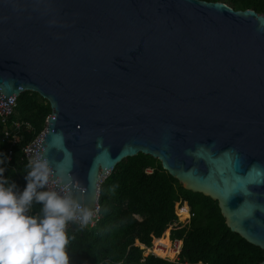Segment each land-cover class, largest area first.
Masks as SVG:
<instances>
[{"label":"water","instance_id":"1","mask_svg":"<svg viewBox=\"0 0 264 264\" xmlns=\"http://www.w3.org/2000/svg\"><path fill=\"white\" fill-rule=\"evenodd\" d=\"M25 90L52 108L30 160H46V183L81 210L141 152L264 251V13L213 0H0V111Z\"/></svg>","mask_w":264,"mask_h":264},{"label":"trees","instance_id":"2","mask_svg":"<svg viewBox=\"0 0 264 264\" xmlns=\"http://www.w3.org/2000/svg\"><path fill=\"white\" fill-rule=\"evenodd\" d=\"M213 1L264 13V0ZM51 113L50 103L39 93L25 90L18 96L9 120L28 121L30 127L22 128L13 160L2 165L17 192L22 191L20 185L25 186V175L31 167L29 160L21 159V148L45 128ZM3 128L0 118V134ZM6 147L2 145L0 151L5 153ZM147 168L152 171L147 172ZM37 191L47 189L43 185ZM179 203L183 205L177 210ZM99 206L100 219L95 225L73 228L67 222L70 264H259L264 257L259 246L231 230L217 200L185 188L149 154L139 152L115 166L101 183ZM41 209L42 202L33 200L27 214L42 215ZM190 209L189 219L182 223L179 215L185 219ZM162 236L182 240L181 251L176 254L180 261L154 253L144 255V249L136 244L139 241L150 247L154 238Z\"/></svg>","mask_w":264,"mask_h":264},{"label":"clouds","instance_id":"3","mask_svg":"<svg viewBox=\"0 0 264 264\" xmlns=\"http://www.w3.org/2000/svg\"><path fill=\"white\" fill-rule=\"evenodd\" d=\"M8 159L0 151V264H70L67 222L79 220L83 227L92 213L56 191H37L49 174L43 159L29 161L25 186L15 191V182H9L2 166ZM33 200L42 202V215L27 214Z\"/></svg>","mask_w":264,"mask_h":264},{"label":"built area","instance_id":"4","mask_svg":"<svg viewBox=\"0 0 264 264\" xmlns=\"http://www.w3.org/2000/svg\"><path fill=\"white\" fill-rule=\"evenodd\" d=\"M17 99H18V96H16L14 98V100L12 101L11 110H10L9 113L4 114V113H2L0 111V118H1V121H2V123L4 125L2 133L0 134V147L2 145H4V144H7V147H6V150H5V153H6L7 157H9V159L6 160L7 163H10L13 160V158H14L15 146L18 143V141L20 140L22 128L23 127H27V128L30 127V123L28 121L13 120V121L10 122V120H9V117L14 112V107H15V105L17 103ZM46 125H47V119H46ZM45 129H46V126L35 138H33V140H31L29 143L23 145V147L21 148V153H22L21 154V159H23V160L26 159V160L30 161V155H29L30 148H31L32 144L34 143V141L37 139V137L42 132H44ZM146 171L147 172H151L152 169L151 168H147ZM44 186L47 189V191H56L58 193V195H61V196L63 194L62 191H60V190H54V189L50 188L47 183H45ZM19 188L21 190H23L24 187H23V185H20ZM88 211H90L92 213L91 221L88 224L93 226L100 219V206H99V203L97 204V207L95 209H90ZM177 213H178V211H177ZM178 215H179V213H178ZM76 222H78L80 224L79 220H76ZM179 240H181V239H172L174 247L178 246L179 247V253H180L182 244L181 245L178 244ZM179 253L177 255V258L173 259L172 261H180ZM200 263L201 262H199L197 264H200ZM184 264H195V263L185 262Z\"/></svg>","mask_w":264,"mask_h":264},{"label":"bare ground","instance_id":"5","mask_svg":"<svg viewBox=\"0 0 264 264\" xmlns=\"http://www.w3.org/2000/svg\"><path fill=\"white\" fill-rule=\"evenodd\" d=\"M181 240H179L178 244L180 245ZM143 245V247L145 248V244L141 243ZM146 249H149V251H153L154 253H156L157 255L161 256H166V255H170L173 253H177L179 250V247H174L173 245V241L171 240V238L167 237V236H162V237H156L153 240V244L150 247L146 246Z\"/></svg>","mask_w":264,"mask_h":264},{"label":"rangeland","instance_id":"6","mask_svg":"<svg viewBox=\"0 0 264 264\" xmlns=\"http://www.w3.org/2000/svg\"><path fill=\"white\" fill-rule=\"evenodd\" d=\"M183 204H181L180 205V203L177 205V210H178V207L179 206H182ZM190 212H191V209H190V211H189V214H188V217L187 218H185V219H181L180 218V215H179V220L182 222V223H184V222H186L188 219H189V217H190ZM168 229V235H169V237H170V228L168 227L167 228ZM154 240V239H153ZM172 240V239H171ZM181 243V242H180ZM136 244H139L143 249H144V252H143V254L144 255H148L149 253H154L153 251H149V249H146V246H145V248L143 247V245L139 242V241H136ZM152 244H153V241H152ZM181 245V244H180ZM156 254V253H155ZM177 253H173V254H170V255H166V256H163V257H166V258H169L170 260H173V259H175L176 257H177V255H176ZM157 255V254H156ZM176 256V257H175ZM161 257H162V255H161ZM175 257V258H174Z\"/></svg>","mask_w":264,"mask_h":264}]
</instances>
